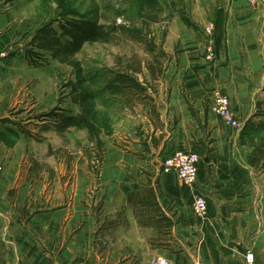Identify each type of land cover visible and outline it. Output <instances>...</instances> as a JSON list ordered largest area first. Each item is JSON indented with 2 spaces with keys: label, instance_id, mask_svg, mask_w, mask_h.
I'll return each instance as SVG.
<instances>
[{
  "label": "crops",
  "instance_id": "obj_1",
  "mask_svg": "<svg viewBox=\"0 0 264 264\" xmlns=\"http://www.w3.org/2000/svg\"><path fill=\"white\" fill-rule=\"evenodd\" d=\"M231 6L223 47L212 58L204 56L208 43L200 33L183 24H177L178 33L170 29L166 41L179 39L170 62L177 59L180 69L172 72L163 108L177 119L170 131H160L163 138L154 139L152 147L163 159L176 151L197 152L196 182L190 186L173 171L152 172V167L141 175L145 159L122 154L106 158L101 177L106 189L97 193L104 202L99 218H116V211L124 210V223L104 230L97 237L102 245L94 247L95 217L76 193L68 204L40 208L29 205L26 194L6 193L18 164L10 152L34 140L21 135L12 147L0 143V161L9 163L0 176V264H152L157 256L169 264H264V169L247 163L239 130L209 108L219 90L228 94L242 124L260 119L254 116L259 108L264 111V0L255 6L234 0ZM149 181L161 195L160 208L175 223L165 234L138 224L127 204V193ZM198 193L206 199L205 218H197L191 208ZM248 251L251 263L245 260Z\"/></svg>",
  "mask_w": 264,
  "mask_h": 264
},
{
  "label": "rangeland",
  "instance_id": "obj_2",
  "mask_svg": "<svg viewBox=\"0 0 264 264\" xmlns=\"http://www.w3.org/2000/svg\"><path fill=\"white\" fill-rule=\"evenodd\" d=\"M158 1L163 8L159 21L145 25L136 16L135 10L124 0H69L71 6L82 13L91 14L98 10L101 15L100 20L105 25H125L129 28L141 29L146 39L153 40L163 51L167 50L170 59H160L163 73L158 79H152L146 66L147 63L153 62L152 54L145 51L142 42L131 38L129 33L122 29L111 33L112 39L107 43L84 44L76 55L82 67L91 74L105 67L118 68L119 59L121 63L125 61L133 63L138 60L142 72L137 73V77L147 85L148 94L154 96L155 109L159 114L153 113L146 103H137L129 107L116 97L99 95L97 107L110 113L113 125L110 136H100L104 141L102 157L98 158L95 144L86 139L84 130L70 129L63 136L52 130L44 133L41 141L21 142L10 152V156L18 164L14 179L7 188L6 193L9 196L26 194L30 196V200L26 202L34 208H40L46 204L50 207L61 203L68 204L76 193L94 214L95 233L98 227L96 217L103 213L104 204L103 198L97 197V193L101 188L106 189L101 180L103 160L115 154L145 159L147 163L141 168V175L151 172L149 170L151 167L152 172L161 169L164 156L152 145L154 139L160 137L162 140L160 131L162 129L170 131L173 122L177 119L176 113L172 117L168 116L163 112V108L173 85L172 72L176 73L180 69L176 64L177 59L170 62L171 57L175 55L179 39L174 37L176 39H173L172 43L166 44L167 39L170 38L169 31L176 29L178 33L177 24L187 26L181 19L182 16L187 17L195 25L192 28L187 27L198 31L206 44L208 43L204 55L207 57V47L211 42L208 41L209 36L206 35V31L208 30L213 38L216 20L219 17L224 20L226 29L227 17L234 0ZM260 1L262 0L250 5L255 6ZM59 13L55 0H0V15H6L5 19H0V116L15 120L24 119L23 122H28L27 124L32 128L30 124L35 121L34 119L29 121L28 118L37 112L51 109L58 101H61L62 107L70 105L69 98L65 96L68 89L63 86L67 79L73 78L72 69L48 56V61L43 65L32 67L22 56L24 46L34 30L43 23L56 20ZM53 26L58 28L56 21L53 22ZM177 87L181 90L183 82L180 81ZM212 99L209 108L218 114L213 110ZM69 107L75 110L73 105ZM234 117L239 120L235 114ZM0 166L1 176L6 169H9V163L2 160ZM121 167L123 171L126 170L124 163ZM102 191L99 192V196ZM99 223H102L101 218ZM76 226L75 228L78 227Z\"/></svg>",
  "mask_w": 264,
  "mask_h": 264
},
{
  "label": "trees",
  "instance_id": "obj_3",
  "mask_svg": "<svg viewBox=\"0 0 264 264\" xmlns=\"http://www.w3.org/2000/svg\"><path fill=\"white\" fill-rule=\"evenodd\" d=\"M124 1L135 10L136 16L145 25L159 21V16L163 12L158 0ZM55 2L60 12L58 18L43 23L34 30L24 46L23 56L32 67L43 65L48 61V56L72 69L73 78L67 79L63 87L68 89L65 96L69 98V104L73 105L75 110L69 107L70 105L62 107L61 101H58L51 109L37 112L28 118L29 121L30 119L35 121L30 124L33 129L29 127L28 122H23L24 119L2 118L0 120V143L9 148L17 143L21 135L31 137L38 142L44 138V133L52 130L59 136H63L70 129L84 130L86 139L95 144L96 155L101 158L104 141L100 136H110L113 132V125L110 113L97 107L99 95L107 94L116 97L121 100L122 104L129 107L137 103H146L153 113L159 114V111L155 109L154 96L147 92V85H144L137 77V73L142 72V66L138 60L133 63L129 61L121 63L119 59L118 68L105 67L91 74L86 72L80 60L76 59L78 51L86 43H107L112 39L111 33L122 29L128 32L131 38L142 42L145 51L152 54L153 62L146 64L152 79L162 76L163 66L160 59L169 60L170 57L161 46L153 40L146 39L141 29L137 27L105 25L100 20L101 15L98 10L91 14L82 13L74 9L69 0H55ZM181 19L187 26L195 27L187 17L182 16ZM54 21L57 22L58 28L53 26ZM225 32L224 20L219 17L213 33L212 49L215 53L223 47ZM262 90L264 91V85ZM191 111L194 114L192 108ZM254 116L260 119L248 118L239 128V145L247 152V163L264 169V111L259 108ZM158 197L161 195L154 191L149 181L140 189L127 193V204L134 211L138 224L153 227L165 234L175 223L160 208ZM98 222L99 217H96L98 227L94 233V247L102 245V240H96L100 233L101 236L103 235L102 231L113 228L118 223H124V210H117L116 218H105L102 223L98 224Z\"/></svg>",
  "mask_w": 264,
  "mask_h": 264
},
{
  "label": "built area",
  "instance_id": "obj_4",
  "mask_svg": "<svg viewBox=\"0 0 264 264\" xmlns=\"http://www.w3.org/2000/svg\"><path fill=\"white\" fill-rule=\"evenodd\" d=\"M247 4L254 5L258 0H245ZM206 35H209V31H206ZM211 42V40H210ZM208 54L207 59L212 58L214 50L212 49L211 43L207 47ZM229 96L225 92L215 91V94L212 99V107L215 112H217L222 120L230 127L235 130H239L242 123L239 120H236L234 114L231 110ZM199 155L196 152L190 151H176L171 155H168L162 163L161 170L164 172L173 171L177 177L185 182L188 185H193L196 182L197 177V161ZM1 169V166H0ZM192 211L197 218H205L207 215V205L206 199L203 194H195L191 204ZM245 260L247 263H251L253 260V253L248 251L245 255ZM152 264H169V261L161 256H157L152 261Z\"/></svg>",
  "mask_w": 264,
  "mask_h": 264
}]
</instances>
